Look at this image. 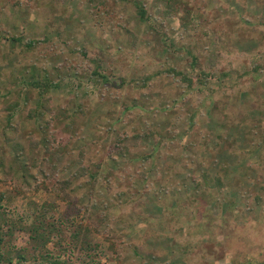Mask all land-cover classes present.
<instances>
[{
  "label": "rangeland",
  "instance_id": "1",
  "mask_svg": "<svg viewBox=\"0 0 264 264\" xmlns=\"http://www.w3.org/2000/svg\"><path fill=\"white\" fill-rule=\"evenodd\" d=\"M137 1L0 0V247L264 264V0Z\"/></svg>",
  "mask_w": 264,
  "mask_h": 264
},
{
  "label": "trees",
  "instance_id": "2",
  "mask_svg": "<svg viewBox=\"0 0 264 264\" xmlns=\"http://www.w3.org/2000/svg\"><path fill=\"white\" fill-rule=\"evenodd\" d=\"M133 3H134V6L136 8V13L138 15V18L142 21L146 20L147 22L150 23L151 21V18H150V15L148 16V12L146 10V7L144 5V3L142 1H137V0H133ZM168 15V13H166ZM170 15V14H169ZM156 22L158 23V20H156ZM166 25V24H165ZM165 27L164 29H162L161 27L158 29L156 28H153V30H151L152 32H160L159 35H173L174 34V30L171 29V26L168 25V26H163ZM154 32V33H155ZM1 40H4L1 39L0 37V42ZM14 41L16 42H19L21 41V38H16L14 39ZM33 43H30L29 44V47L32 46ZM37 69H36V73H32L31 75V78L29 80V83L31 85V87H36V88H40L41 87L44 89L42 90V93H49L53 88L57 87V84L56 83H52L49 79L45 78L44 80H37L35 76H37ZM99 72H97L98 74ZM35 75V76H34ZM189 86H192V83L189 84ZM85 174V173H84ZM95 182L97 181V176H95ZM207 181H209V185L212 186L213 188L217 187V186H222V180L221 178H215L214 181H212V179H207ZM199 190L201 189V187H198ZM43 223V224H42ZM44 223H46V221L43 220L42 216H39L37 215L36 217H34V222L30 225V228H29V231H30V235L32 238H36L37 240L38 239H43L45 242H40V240H38V242L40 243H43L45 244L47 242L46 238L47 237H50L51 235L54 234V232L52 231H57L59 232L60 231V227L58 228L59 230L55 229L56 226H59V225H56L55 223L54 224H47V225H44ZM46 227V228H45ZM57 228V227H56ZM23 229V228H22ZM3 231V230H2ZM32 234H35V236H32ZM5 242V238L4 236L0 235V246H5L6 243L4 244ZM7 246L6 247H0V264H13V259L12 257H10L9 253H10V250H6ZM96 250V248H95ZM25 258L23 256H20L17 260V264H22L23 261ZM57 262L55 261L54 264H56Z\"/></svg>",
  "mask_w": 264,
  "mask_h": 264
}]
</instances>
